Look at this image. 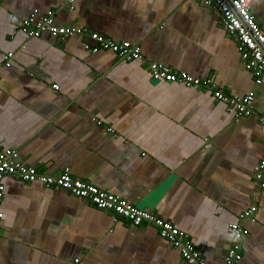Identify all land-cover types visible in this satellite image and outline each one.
<instances>
[{"label": "crops", "instance_id": "crops-1", "mask_svg": "<svg viewBox=\"0 0 264 264\" xmlns=\"http://www.w3.org/2000/svg\"><path fill=\"white\" fill-rule=\"evenodd\" d=\"M34 10L138 46L144 62L91 54L86 36L27 38L19 28ZM250 12L264 31V0ZM149 62L210 79L231 97L251 94L253 114L236 119L204 88L153 81ZM262 115L264 85L245 70L216 9L197 0H0V150L163 219L206 264H225L230 226L253 206L239 264H264V189L254 179ZM3 186L0 264H185L154 227L12 175Z\"/></svg>", "mask_w": 264, "mask_h": 264}, {"label": "built area", "instance_id": "built-area-1", "mask_svg": "<svg viewBox=\"0 0 264 264\" xmlns=\"http://www.w3.org/2000/svg\"><path fill=\"white\" fill-rule=\"evenodd\" d=\"M72 1L69 0V2ZM197 1L205 7L216 9L220 25L235 40L236 49L245 70L253 74L256 85H264V31L256 24L250 12L252 0ZM19 30L27 38L47 35L53 40H65L77 36H86L88 42L83 45V48L91 54L109 51L124 62H144L140 47L127 42H114L98 34L89 33L83 28L58 26L54 23L51 12L41 15L37 10H34L22 22ZM12 56V53L6 54L4 68L10 67ZM146 69L150 78L156 82L177 84L190 88H204L212 95L215 102L225 105L227 111L236 119L249 117L253 114V95L251 94L245 97H231L217 89L210 79L200 81L186 73L175 72L153 62L147 63ZM53 89L58 90V87L54 86ZM94 122L97 125L101 124L98 121ZM260 122L264 127V115L261 116ZM106 130L112 132L110 128ZM19 159L17 151L0 150V205L4 195L3 179L6 176H15L23 182H37L47 188L66 191L71 196L88 202L97 210L111 214L116 221L123 219L134 227L142 225L154 227L158 235L180 253L185 264H206L192 243L189 242L187 236L163 219L116 195L102 191L73 177L67 170L56 175L43 174L32 168L24 167ZM254 179L258 183V190H263L264 159L255 167ZM256 214L257 208L253 206L240 216L238 222L230 226L229 232L234 242H232V249L224 259L225 264H238L241 261L242 241L247 235V231L241 227V222L254 220ZM2 219L3 214L0 211V228Z\"/></svg>", "mask_w": 264, "mask_h": 264}, {"label": "trees", "instance_id": "trees-1", "mask_svg": "<svg viewBox=\"0 0 264 264\" xmlns=\"http://www.w3.org/2000/svg\"><path fill=\"white\" fill-rule=\"evenodd\" d=\"M246 236H247V235H246ZM246 236H245V237H246ZM245 237H244V239H245ZM244 239H243V240H244ZM242 242H243V241H242ZM238 264H239V263H238Z\"/></svg>", "mask_w": 264, "mask_h": 264}]
</instances>
